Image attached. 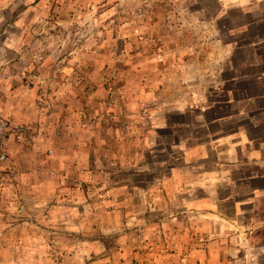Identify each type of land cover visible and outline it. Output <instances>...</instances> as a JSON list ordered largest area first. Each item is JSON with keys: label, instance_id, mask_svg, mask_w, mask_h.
Segmentation results:
<instances>
[{"label": "rangeland", "instance_id": "1", "mask_svg": "<svg viewBox=\"0 0 264 264\" xmlns=\"http://www.w3.org/2000/svg\"><path fill=\"white\" fill-rule=\"evenodd\" d=\"M9 35L0 120L44 131L10 134L0 251L37 264L29 249L44 253L74 222L114 246L135 212L153 264L207 255L242 214L255 221L252 248L264 242L263 170L248 166L264 162V0H0V43ZM241 152L250 161L232 160ZM190 197L211 200L190 209ZM110 224L117 232L102 236Z\"/></svg>", "mask_w": 264, "mask_h": 264}, {"label": "crops", "instance_id": "2", "mask_svg": "<svg viewBox=\"0 0 264 264\" xmlns=\"http://www.w3.org/2000/svg\"><path fill=\"white\" fill-rule=\"evenodd\" d=\"M13 40L14 39L10 38V35H9L6 39H4L0 43V68L3 67V65H5L6 63H9L10 58H11V57L6 55L7 59L2 60L1 59L2 52H8L9 54H12V56H14L13 53H11V51H10L11 49L8 48V47L13 46L11 44V41L13 42ZM250 101H252V100H250ZM33 127L38 129L40 131V136H42L41 131L42 130L44 131V125L41 123H38V124L34 125ZM45 130H49V129L45 128ZM242 134L241 135L236 134V136L232 135L233 137L231 138L230 142L239 143L238 138L241 137ZM49 139H45V141L49 140ZM51 141L49 140V142H51ZM242 141H243L242 145L243 144H246V145L250 144L251 145V143H249L250 142L249 140L248 141L242 140ZM152 144L153 143H152V139H151L147 148H149L150 146H151V148H153ZM202 146L207 147V146H209V144L205 143V144L200 145L199 147H202ZM253 154H254L253 152H250V155L252 157H253ZM59 155L60 154H58V156ZM240 156L244 162L250 161L249 157L245 156L243 152L237 153L236 156L232 155V160L233 159H239V161L241 162ZM253 165L255 167H258V168L263 170L262 177L264 178V162H262L261 164L255 163V162L254 163H250V162L248 163V166H253ZM248 166H245L247 168L242 169V171L248 175H254V172H251V167L248 168ZM236 168H239V165H237ZM4 172H5V170H4ZM232 184H233V182H232ZM198 186H199V188H202L203 190H205L201 184H199ZM242 186H246V185H242ZM242 186H240V185H237V186L234 185L233 186L232 185V194L235 192V190H236V192L239 191V189ZM6 190H9V189H6ZM121 190H124V189L121 188ZM247 190H250V192H253L252 189H247ZM260 190L264 191V188H261ZM241 191H243V190L241 189ZM24 192H25V190H23V193ZM34 194H36V192L31 193L32 196ZM190 196H193V195H190ZM124 200H126V199H124ZM207 200H211V199L204 197V198H199L197 200L196 198L190 197L189 199H187V201H188L187 206L191 209L192 207L199 206L200 204H202V202H205ZM116 202H117L116 206L118 208H121V205L123 204V200H122L120 195L117 196ZM237 202H241V200H237ZM16 203H18V201L14 200L12 205L16 206L17 205ZM14 204H16V205H14ZM257 206L258 205H254L253 207L257 208ZM259 206H261V205H259ZM262 206H264V205H262ZM106 214L109 215L110 213L108 211H106ZM0 217H1V215H0ZM249 217H251V215L248 214L247 216H245V214H242L241 219L239 221H237V223H239L240 221L243 220L244 224H242L240 222L241 223L240 226L242 228H246V230H247V227L249 225L251 226V224L253 226V224L255 222L254 220L249 219ZM9 219H11V218H9ZM19 220L22 222H25L24 219H19ZM57 220H54V221L57 222ZM137 220L138 219H137L136 212L133 213V216H131V217H129V215L126 216V218L124 219V222L122 224L123 229L119 230L120 232L123 233L122 236L117 234V233H114V234H116V237H117L116 243L114 246H112V244L110 246H107V244H105L103 242V240H101L100 238L96 239L92 235V228H89L88 226H86V231H84L83 227L81 226V228H80L77 222L76 223L75 222L70 223L71 225L67 229H58L52 233L54 236H56L55 237V246L44 248L43 249L44 253H43V251H41L42 248L41 249H29V252H30L29 255H31V259L35 263L39 262L37 264H134V262H135V264H153L151 257H146V259H144L143 254L141 253L142 252L141 251L142 244L140 245V243L143 241L149 240V237H148L147 230L144 231L141 229L142 228V222H143L142 217H140L141 228L136 227ZM246 220H250V221H246ZM209 221H212V220H209ZM108 227L112 228V229H110L108 231H104V232H108V233H103L102 236H107L105 234H111L110 232L113 230H115V232H117L116 229L119 228V226L113 225V224H110ZM220 227L222 228V226H220ZM241 227L238 229V231H236L235 233H232L229 236L226 235L225 230L223 231V229H219L220 235H217L218 239L216 240L217 241L216 244L218 245V248L213 249L211 251H207V255L205 253V250H204V252H202V250H201L199 252L201 254V256L199 255V257L194 255L193 252H190L186 256V258H184L183 264H203V262L209 263L211 261H214L213 264H257L256 263V260H257L256 255L257 254H264V242L261 244L262 246L256 245V247H259V248L257 250L258 252H255L254 249H257V248L256 247L252 248L253 243L251 244V241L254 239L253 233L251 232L252 228L250 230H247V231L245 230L244 232H240ZM225 228H227V227L225 226L224 229ZM200 232H202V234H203L205 231H200ZM81 233H82V236H80ZM5 236H6V240H11V239H13L14 234L13 233H7ZM154 236L157 237L158 235L155 234ZM217 236H216V238H217ZM21 238L23 239L24 237L22 236ZM32 238L33 237H31L30 239H32ZM41 239L43 240L44 237L42 236ZM1 240H3V239H1V235H0V242H2ZM24 240H25V238L23 239V241ZM97 242L98 243L100 242L102 244L103 249H98L96 247ZM120 243H121V245H120ZM138 245H140V246H138ZM118 246H120V247L118 248ZM4 249H5V251H0V256L3 257L2 261L0 259L1 264H23V263H21L20 260L24 261V249H20V248H18L16 250L15 249L11 250L8 248H4ZM53 252H55V253L59 252V253L55 254V256H53L54 255ZM11 255H13V258L11 257L12 261L9 262L8 258ZM39 256L42 257V260H39ZM53 257L58 259V261L56 259H54ZM192 260L194 263H191ZM129 261H131V263H129ZM262 264H264V263H262Z\"/></svg>", "mask_w": 264, "mask_h": 264}, {"label": "built area", "instance_id": "3", "mask_svg": "<svg viewBox=\"0 0 264 264\" xmlns=\"http://www.w3.org/2000/svg\"><path fill=\"white\" fill-rule=\"evenodd\" d=\"M10 132H19L28 138V140H36V133L32 131L30 127L20 126L17 130H13L12 127L7 122H0V162H5L8 157L7 142L8 135ZM27 141V143H29Z\"/></svg>", "mask_w": 264, "mask_h": 264}, {"label": "clouds", "instance_id": "4", "mask_svg": "<svg viewBox=\"0 0 264 264\" xmlns=\"http://www.w3.org/2000/svg\"><path fill=\"white\" fill-rule=\"evenodd\" d=\"M0 122H7L11 127L13 126L12 125V123H10L9 121H7V120H0ZM31 129H33V127H30ZM35 130L37 131V129L35 128ZM10 134H12V132H10L9 133V135H8V140L10 139V137H11V135ZM7 150H8V142H7ZM50 154H52L53 152L52 151H50L49 152ZM8 154H9V157H10V151L8 150ZM9 157H8V159L5 161V162H0V163H6V162H8L9 161Z\"/></svg>", "mask_w": 264, "mask_h": 264}]
</instances>
